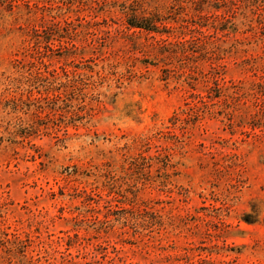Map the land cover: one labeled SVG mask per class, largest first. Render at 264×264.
<instances>
[{
	"label": "rangeland",
	"instance_id": "1",
	"mask_svg": "<svg viewBox=\"0 0 264 264\" xmlns=\"http://www.w3.org/2000/svg\"><path fill=\"white\" fill-rule=\"evenodd\" d=\"M0 264H264V0H0Z\"/></svg>",
	"mask_w": 264,
	"mask_h": 264
},
{
	"label": "trees",
	"instance_id": "2",
	"mask_svg": "<svg viewBox=\"0 0 264 264\" xmlns=\"http://www.w3.org/2000/svg\"><path fill=\"white\" fill-rule=\"evenodd\" d=\"M126 24L130 28H137V30L155 31L156 26L153 19L149 17H137L136 14H131L129 18L126 19Z\"/></svg>",
	"mask_w": 264,
	"mask_h": 264
}]
</instances>
